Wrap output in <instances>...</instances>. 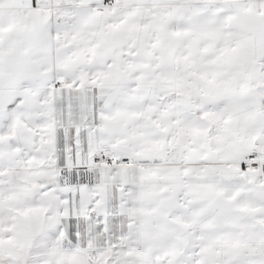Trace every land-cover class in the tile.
<instances>
[{
	"label": "snow or ice",
	"instance_id": "obj_1",
	"mask_svg": "<svg viewBox=\"0 0 264 264\" xmlns=\"http://www.w3.org/2000/svg\"><path fill=\"white\" fill-rule=\"evenodd\" d=\"M0 264H264V0H0Z\"/></svg>",
	"mask_w": 264,
	"mask_h": 264
}]
</instances>
